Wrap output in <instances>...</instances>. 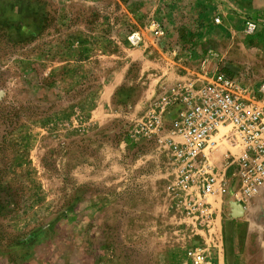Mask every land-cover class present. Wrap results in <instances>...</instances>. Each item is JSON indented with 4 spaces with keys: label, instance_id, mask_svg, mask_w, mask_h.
Returning a JSON list of instances; mask_svg holds the SVG:
<instances>
[{
    "label": "rangeland",
    "instance_id": "1",
    "mask_svg": "<svg viewBox=\"0 0 264 264\" xmlns=\"http://www.w3.org/2000/svg\"><path fill=\"white\" fill-rule=\"evenodd\" d=\"M239 1L0 0V124L16 121L0 138V264H189L197 244L209 264H264V193L240 211L211 196L201 229L169 193L167 149L132 131L169 72L264 80V21L245 35Z\"/></svg>",
    "mask_w": 264,
    "mask_h": 264
},
{
    "label": "built area",
    "instance_id": "2",
    "mask_svg": "<svg viewBox=\"0 0 264 264\" xmlns=\"http://www.w3.org/2000/svg\"><path fill=\"white\" fill-rule=\"evenodd\" d=\"M214 23H220L219 16ZM257 29V21L245 17L244 34ZM144 30L155 40L166 36L163 23L154 17L147 19ZM126 39L131 46L139 45L143 30L130 31ZM132 126L137 136L167 149L172 165L169 193L201 229L212 216L211 196L226 192L244 210L264 193V80L252 83L224 64L207 73L189 70L163 83ZM210 257L204 245L186 250L189 264H209Z\"/></svg>",
    "mask_w": 264,
    "mask_h": 264
},
{
    "label": "crops",
    "instance_id": "3",
    "mask_svg": "<svg viewBox=\"0 0 264 264\" xmlns=\"http://www.w3.org/2000/svg\"><path fill=\"white\" fill-rule=\"evenodd\" d=\"M191 1L194 2V0H191ZM165 6L166 5H163L161 2H158L155 5V8H157V10L161 11V13L163 14L164 11H168ZM237 6L239 7L240 12L239 13L237 12L234 17L237 19V22H239L240 24L243 23V25H244L245 17H250V18H253L255 20L260 19V20L264 21V0H250V3H246L244 0H240L239 4H237ZM229 20H231V16H228V21ZM141 49L144 50L145 48L143 47ZM181 72H179V73L176 72L173 75L169 72L170 75L167 78V82H171L174 79H176L179 75L185 74V72H183V71H181ZM121 82H122V80H119V79L109 81V83L111 84V87H112L111 89L112 90L115 89L117 86H119V84ZM211 259H212V257H211ZM217 264H222L221 258H217Z\"/></svg>",
    "mask_w": 264,
    "mask_h": 264
},
{
    "label": "trees",
    "instance_id": "4",
    "mask_svg": "<svg viewBox=\"0 0 264 264\" xmlns=\"http://www.w3.org/2000/svg\"><path fill=\"white\" fill-rule=\"evenodd\" d=\"M10 118L11 117H8L5 115L1 116V123L3 124V128L1 127V124H0V130L2 128V131H4L5 133H3V134L0 133V138L4 137V134H8L9 130L12 129V125H14L16 123L15 120H9ZM7 128H8V130H6ZM1 209H2V207L0 206V215H3V212H1Z\"/></svg>",
    "mask_w": 264,
    "mask_h": 264
},
{
    "label": "water",
    "instance_id": "5",
    "mask_svg": "<svg viewBox=\"0 0 264 264\" xmlns=\"http://www.w3.org/2000/svg\"><path fill=\"white\" fill-rule=\"evenodd\" d=\"M227 68H229V70H232V71H235V67H231V66H227ZM232 204L234 205V206H236L237 208H238V210L240 211L242 208L240 207V205L239 204H237L236 202H234V201H232Z\"/></svg>",
    "mask_w": 264,
    "mask_h": 264
}]
</instances>
